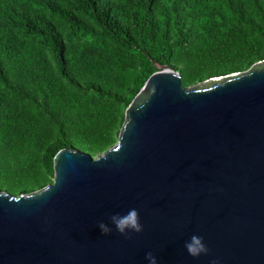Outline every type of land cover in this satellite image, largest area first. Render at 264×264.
Wrapping results in <instances>:
<instances>
[{"label": "water", "instance_id": "water-1", "mask_svg": "<svg viewBox=\"0 0 264 264\" xmlns=\"http://www.w3.org/2000/svg\"><path fill=\"white\" fill-rule=\"evenodd\" d=\"M150 60L114 145L62 149L50 184L0 189V264H264V60L187 87ZM130 208L143 231L125 237L108 217Z\"/></svg>", "mask_w": 264, "mask_h": 264}, {"label": "trees", "instance_id": "trees-1", "mask_svg": "<svg viewBox=\"0 0 264 264\" xmlns=\"http://www.w3.org/2000/svg\"><path fill=\"white\" fill-rule=\"evenodd\" d=\"M150 59L184 87L247 71L264 0H0V188H43L60 150L114 145Z\"/></svg>", "mask_w": 264, "mask_h": 264}, {"label": "clouds", "instance_id": "clouds-1", "mask_svg": "<svg viewBox=\"0 0 264 264\" xmlns=\"http://www.w3.org/2000/svg\"><path fill=\"white\" fill-rule=\"evenodd\" d=\"M108 221L119 234L125 237L130 236L131 233H141L143 231L140 213L136 208H130L123 214L113 213L108 217ZM97 226L103 235H108L112 231V227H109V224L103 221L99 222ZM184 247L187 253L194 258L201 254L206 255L209 252L203 237L197 234H192L185 242ZM145 259L148 260L149 264H157L156 258L151 252L146 253ZM212 264H217V261H212Z\"/></svg>", "mask_w": 264, "mask_h": 264}, {"label": "rangeland", "instance_id": "rangeland-1", "mask_svg": "<svg viewBox=\"0 0 264 264\" xmlns=\"http://www.w3.org/2000/svg\"><path fill=\"white\" fill-rule=\"evenodd\" d=\"M191 86V85H190ZM1 190H3V191H6L5 189H2V188H0ZM38 190V189H37Z\"/></svg>", "mask_w": 264, "mask_h": 264}]
</instances>
